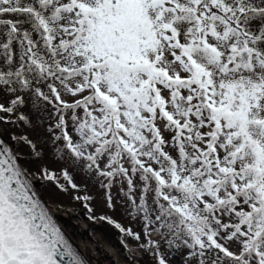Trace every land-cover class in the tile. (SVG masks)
Returning a JSON list of instances; mask_svg holds the SVG:
<instances>
[{
	"label": "snow or ice",
	"instance_id": "obj_1",
	"mask_svg": "<svg viewBox=\"0 0 264 264\" xmlns=\"http://www.w3.org/2000/svg\"><path fill=\"white\" fill-rule=\"evenodd\" d=\"M77 173L131 264H264V0H0V264H90L31 180Z\"/></svg>",
	"mask_w": 264,
	"mask_h": 264
},
{
	"label": "rangeland",
	"instance_id": "obj_2",
	"mask_svg": "<svg viewBox=\"0 0 264 264\" xmlns=\"http://www.w3.org/2000/svg\"><path fill=\"white\" fill-rule=\"evenodd\" d=\"M14 130L18 134L19 129ZM4 136L6 137V141L9 142V144L13 147L14 151L19 152L24 157L29 156L30 149L28 147L23 145L18 147L10 140L7 134H5ZM20 163L27 167L29 169V172L32 173H38L41 165L44 163H47L52 168H59V165L51 164L50 157H48L47 152L43 161L25 158L20 160ZM32 176H34L33 178L36 180L35 187L41 194L42 198L51 206H56L58 209H60V212H56V214L58 216V219H61L60 222L62 221V225L64 227L66 225L73 226L76 228V230H79V232H81L78 237L74 236L73 239H75L76 242L84 241L87 243V246L91 244L93 246L94 241H97L99 242V244L105 245V248H107L110 253L112 252L111 255L115 253L114 255H112V258L115 259L116 262L118 261L117 264H131V261H128L126 257L140 255L139 250L135 247V242L123 236V234L119 233L118 229H115L114 226L109 225L106 221H100L98 219V217L101 215H107L115 220L120 221L122 224H128V218L124 216L123 211L125 198L123 197V194L119 191V186L114 187L111 190L114 202L117 204L116 211H113L107 208L104 202L103 197L105 189L101 188L100 185L94 180H89L84 177L83 174H73L75 182L77 184L86 185V194L94 197V199L89 202V206L93 209V211L89 213L84 207L83 202L73 200V195L75 193L71 189L67 193L60 192L55 188V186L51 182H43L42 184V182L38 179L37 175ZM79 194L83 195L85 193L81 192ZM90 215L97 217V219L90 220L88 218ZM131 226L134 228L138 227L135 222H133ZM86 236H90V238H92V242H90V240H88ZM121 241H123V243H121ZM116 245H118V247L122 248L123 250L117 248ZM125 245H127L128 248H125ZM113 248H115L114 251ZM118 258L120 260H118Z\"/></svg>",
	"mask_w": 264,
	"mask_h": 264
},
{
	"label": "bare ground",
	"instance_id": "obj_3",
	"mask_svg": "<svg viewBox=\"0 0 264 264\" xmlns=\"http://www.w3.org/2000/svg\"><path fill=\"white\" fill-rule=\"evenodd\" d=\"M55 216V215H54ZM58 217V216H57ZM61 217V216H60ZM61 220V219H60ZM62 222V221H61ZM64 224V223H63ZM61 225V224H60ZM67 226V225H66ZM65 226V227H66ZM64 230H67V237L69 238V240H71L72 242H75L74 245L77 248V250L90 262V264H117V262L115 261V259L112 258V254L108 251L107 248H105V245H101L99 244V242L94 241V245H88L87 243L84 241H77L74 238L78 237L81 232H79V230H76L75 227L73 226H67L66 228H64ZM117 231V230H116ZM116 234V233H115ZM85 235V234H84ZM117 235V234H116ZM91 236V235H90ZM90 236H86V238L88 240H90V242H92V238H90ZM118 236V235H117ZM92 237V236H91ZM116 240V239H115ZM88 242V241H87ZM102 242V241H101ZM114 242V241H113ZM104 243V242H103ZM116 243V242H115ZM121 245V244H120ZM91 246V247H90ZM117 248H119L120 250H123L122 248L118 247V245H116ZM115 247V246H114ZM122 247V246H121ZM132 247V246H131ZM115 250V248H113V251ZM118 250V249H117ZM126 251V250H125ZM119 253V252H118ZM117 253V254H118ZM116 256V255H115ZM127 256V255H126ZM122 257V256H121ZM118 260H120L118 258ZM125 260V259H124ZM129 261V260H128Z\"/></svg>",
	"mask_w": 264,
	"mask_h": 264
}]
</instances>
